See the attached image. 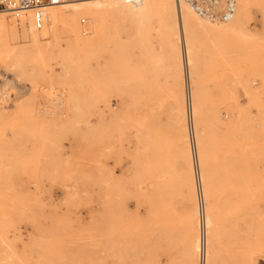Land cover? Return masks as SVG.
<instances>
[{
    "label": "rangeland",
    "instance_id": "1",
    "mask_svg": "<svg viewBox=\"0 0 264 264\" xmlns=\"http://www.w3.org/2000/svg\"><path fill=\"white\" fill-rule=\"evenodd\" d=\"M160 2L0 14V264L264 262V0Z\"/></svg>",
    "mask_w": 264,
    "mask_h": 264
},
{
    "label": "bare ground",
    "instance_id": "2",
    "mask_svg": "<svg viewBox=\"0 0 264 264\" xmlns=\"http://www.w3.org/2000/svg\"><path fill=\"white\" fill-rule=\"evenodd\" d=\"M160 1H169L170 2V6H169L170 8L169 9H171L173 11L177 10L178 12L183 14L182 17H185V16L187 18L194 17L196 20H198V22L200 21V18H198L196 16L194 10L192 9L193 8L192 4H189L191 2L188 3L186 0H137V1H130V0H73V1H70V2L62 5V6H56V7L50 8L49 11L46 12V21L50 20L51 26L56 27L57 24L63 22L64 19L72 13H74V14H82L83 13V14H89V15H92V14H102V15L111 14L112 15L113 14V16H114V14H116V15L123 16L127 12H134V11L138 10V11H141L142 14H145V13L147 14V13H149L148 11H150V12L152 11L154 2L156 3V2H160ZM158 12H160V11L158 10ZM167 13H168V11H167ZM160 14L166 15V12L165 13L162 12ZM140 16L141 15H139L138 17H140ZM95 17H97V15ZM70 18H71V16H70ZM91 18H94V17H91ZM68 20L69 19H67V21H65V23L68 22ZM18 21H19V19H18ZM20 22L21 23L18 26V25H16V23L8 20L7 17H5V15H0V47L13 48L14 43H12L13 40H11V31L13 32L12 29L14 27L18 26L21 28V26H24L26 28L27 26L29 27V25H30V27H31V25L34 24L31 14L23 17ZM96 25H98V22ZM184 25L185 26L187 25L186 22H184ZM99 26H102V24L101 25L99 24ZM34 27H36V26L34 25ZM96 27H98V26H96ZM27 28H26V30H27ZM31 28H33V26ZM45 28H46V25H45ZM102 28L105 29V27H103V26H102ZM21 30H23V29H21ZM28 30H30V29H28ZM19 31H18V33H19ZM31 31H32V29H31ZM22 32L23 31H21V33ZM28 33H29V31H28ZM25 34H27V33H25ZM12 35H13V33H12ZM21 35L22 34H20V36ZM14 37H16V36H14Z\"/></svg>",
    "mask_w": 264,
    "mask_h": 264
},
{
    "label": "built area",
    "instance_id": "3",
    "mask_svg": "<svg viewBox=\"0 0 264 264\" xmlns=\"http://www.w3.org/2000/svg\"><path fill=\"white\" fill-rule=\"evenodd\" d=\"M73 0H0V14L21 19L31 14L33 23L41 28L46 21V12ZM137 1V0H130ZM202 15L212 19L231 20L237 10L236 0H189Z\"/></svg>",
    "mask_w": 264,
    "mask_h": 264
},
{
    "label": "crops",
    "instance_id": "4",
    "mask_svg": "<svg viewBox=\"0 0 264 264\" xmlns=\"http://www.w3.org/2000/svg\"><path fill=\"white\" fill-rule=\"evenodd\" d=\"M131 211H133V209H131ZM196 213H197V208H196ZM236 236H237V234H236ZM194 241H195V238H194ZM194 241L192 242V245H193ZM230 249H231V256L237 257V254H238V240H237V237L234 239V242H233V237H232V239L230 241ZM233 257H231V258L233 259ZM190 259H191V263L194 264V257L190 255ZM262 264H264V262H262Z\"/></svg>",
    "mask_w": 264,
    "mask_h": 264
}]
</instances>
